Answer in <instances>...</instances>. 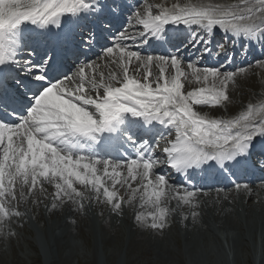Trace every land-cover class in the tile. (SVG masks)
<instances>
[{
  "label": "bare ground",
  "instance_id": "1",
  "mask_svg": "<svg viewBox=\"0 0 264 264\" xmlns=\"http://www.w3.org/2000/svg\"><path fill=\"white\" fill-rule=\"evenodd\" d=\"M216 1L191 0V4H182L176 9L174 1L139 0L131 8H122L126 17L119 24L118 33L105 52L91 62L78 66L75 78L62 80L61 86L52 89L50 98L43 97L36 109L39 112L49 108L53 99L61 115L59 118L80 120L84 125L81 134L86 138H91L92 122L98 117H104L109 108L120 117L135 119L134 124L139 129L142 128L141 121L151 128L162 126L174 140L172 147L179 153L182 169L198 164L209 168L213 179L208 180L201 175V181L205 183L203 189L196 191L180 182L170 183L166 177L156 173L154 155L147 149L126 163L94 162L78 167L72 160H68L63 162L65 167H57L42 147L40 152L37 150L39 143L28 131L25 141L15 130L4 131L5 129L0 128V175L4 176L5 181L7 175L10 178L9 189L5 188V193L13 195V200L25 208L31 207L40 223H45L46 220L53 222L49 232L44 230L46 245L43 238L37 237V240L41 239L45 264H68V255L74 252L73 232L76 230L84 237V229L92 231V221L87 219L90 218L91 211L98 214V245L101 243L111 246V238L119 237L120 246L131 255L128 263L144 257L146 264H182V246L178 244V239H182L181 252L186 256L185 261L188 264H202L197 247H208L206 234L210 231L212 240L215 239L221 245H217V252H223L222 255L228 252L239 264H250L251 257L252 260H257V264H264L261 254V249L264 253V224L257 235L258 227L254 222L255 218H264V175L259 168L250 164L241 167L240 173L231 171L229 174H222L223 167L229 165L220 164L222 160L231 161L243 156L247 145L253 148H260L262 145L264 148V104H260L264 101V63H260L264 60V54L260 57L253 56L254 49L249 50L243 62L239 63L237 58L241 47L236 50L232 61L226 62L223 71L206 63L200 66L194 62V59L208 61L202 51L208 48L210 41L212 47L209 58L214 56L216 39L222 37L218 27L229 29L234 35L240 34L245 28H254L261 36L264 35V0H234L225 5H216ZM83 5L80 0H0V20L5 16L7 19L9 17L11 26L20 31L31 27L40 29L53 22L65 23L67 18L63 16V10L71 8L76 11ZM170 10L174 11L164 14ZM103 11L100 16L106 15L107 9L103 8ZM154 14L156 16L152 18ZM24 22H31L32 25L20 28V24ZM155 23L166 27L157 31L146 29ZM173 32H179L180 36L172 39L169 44H181L184 47L182 52L174 47L173 54L168 56L156 45L154 47L158 54H142L145 49L141 45L145 41L143 37L149 40L148 47L151 48L155 39L169 41ZM197 39L199 43L195 46ZM260 41L264 43V39ZM130 43H137L135 45L138 49L131 48ZM224 47L225 50L214 59L229 60L231 47ZM245 70L253 72L249 75L251 80L255 78L256 72L261 77V82L255 83L250 82V79L247 82L248 79L245 80L246 77L242 76L243 80H239L241 84L238 85L246 113L254 104L257 105V111L244 117L238 112L232 115L236 116L234 120L224 115H214V105L227 100L231 93H238L232 89L227 94V86H222V83L227 85V80L231 78L227 74ZM85 77L94 79V82L89 85L83 80ZM243 86L252 87L257 94H251L250 99L245 100L241 89ZM207 113L211 119H206ZM8 139L14 140L19 148L9 149L5 142ZM26 145H31L30 149H26ZM5 152L11 165L1 161V154ZM11 166L14 168V175L10 171ZM245 173L252 174V182L242 181V174ZM233 174L239 176L235 181L230 180ZM226 181L228 186L224 185ZM116 192L123 194L131 207L134 200V215L130 208L122 218L117 211V204L110 205L117 208L114 215L113 208H106L107 197L114 196ZM0 200L6 210L12 211L9 204L2 198ZM38 200L44 204L39 206ZM83 203L89 207H82ZM2 216L0 211V217ZM243 216L247 223L246 230L241 219ZM17 221L23 226L21 229L25 230L24 219ZM161 226L173 229V247H166L167 235L160 230ZM213 228L225 231L221 232L224 240L212 231ZM195 231L198 232L197 235H192ZM245 232L252 240L253 250L248 241L244 240ZM144 240L147 243L153 242L154 246L151 245L155 249V260L144 253ZM223 241L229 250L223 246ZM200 250L205 252L207 248ZM239 251H243V254H239ZM220 264L226 262L222 260Z\"/></svg>",
  "mask_w": 264,
  "mask_h": 264
},
{
  "label": "rangeland",
  "instance_id": "2",
  "mask_svg": "<svg viewBox=\"0 0 264 264\" xmlns=\"http://www.w3.org/2000/svg\"><path fill=\"white\" fill-rule=\"evenodd\" d=\"M172 1H176V0H168V2H172ZM177 1H179L181 4H184L183 2L191 1V0H182V1L177 0ZM221 1H223V2H221ZM233 1L234 0H217L215 2V4L218 5V3H220V4L225 5V4H227L229 2H233ZM252 33H255V32L252 31ZM260 63H264V60L261 61ZM253 67L255 69V66H253ZM247 72H249V73H247ZM228 74H227V76H229L231 78L227 80V85H224L222 83V86H227L225 88V90L228 91L227 94H230L229 90H232V89H234V91L238 92V85L241 84L239 80H243V77H246L245 80L248 79L247 82H249L251 80L249 75L253 74V72H251L250 70H245L242 72L235 71V72L228 73ZM260 78L261 77L259 75V72H256L255 78L253 80H251L250 82L260 83L261 82ZM235 83H236V85H235ZM211 84H213V83H211ZM211 84H208V85H211ZM241 89L244 92V93L242 92V95L245 97V100H247V101H248V99H250L251 94L252 95L257 94V91H255L250 86L249 87L243 86V88H241ZM228 96H230V97H228ZM228 96H226V97H228L227 100L222 101L221 104L219 103V104L214 105V107H213L214 108V111H213L214 115H217V116L224 115V116L228 117V119L234 120L236 116H232V115H235L237 111L240 114H242L243 117L246 116L247 114L250 115L252 112L257 111V105L254 104L251 107V109L248 111V113H246L247 109H245V107H244L245 105L243 104V101L241 100V97L239 96V92L236 94L231 93ZM261 103L264 104V101H261L260 104ZM241 110H242V112H241ZM262 113L264 114V111ZM207 118L211 119L209 113H207V115H206V119ZM236 119H238V117ZM10 169H11L10 171H12L14 173V168L12 169V166ZM16 170H17V168H15V171ZM260 170L264 171V169H260ZM15 173H16V175H18L17 171ZM29 193L30 192H28L27 194L31 197V194H29ZM111 199H112V201H111ZM124 200H126V199H124ZM105 202H107L106 208L108 210L113 208L114 205L113 206H110V205L115 204V206H116V203H117L116 196L115 195L114 196H111V195L108 196ZM37 204L39 206L41 204V206H42L44 203L41 200H38ZM12 205L15 207V209L12 211H8L4 208L3 213H1V215H3V216L0 217V264H45V255L43 253L40 240L43 238V241H44V233L46 232V231L44 232V230L47 229V232H49L48 229L52 226L53 222L51 224H49V222L51 220H46L45 223H42V222L40 223L39 221H37V218L35 217V213L31 207L25 208V206H22L20 204H16V206H15L13 203H12ZM122 206L124 208V211H126V209H127V211L125 212L127 214L129 209L131 208L130 202L127 201V205H125L123 203ZM62 207H63V205H62ZM109 207H111V208H109ZM90 209H92V208H90ZM107 209H106V212L108 211ZM116 209L117 208L114 209V213L112 215L115 214ZM120 210H121V208H120ZM122 211L123 210H121V212ZM4 215H5V217H4ZM89 215H90V218L87 217V219L89 221L91 219V221H92V231H91V229L85 230L83 228L84 229V237H81L76 232V230L73 232V236L75 237V239H74L75 243L72 244L74 252L70 253L68 255V257H69L68 262H67L68 264H146L145 263L146 259L144 257H141L144 259H141L138 257L134 262L128 263L127 262L128 258H130L131 255L124 252V248H122L120 246L121 240L119 237L118 238L117 237L111 238V240H110L111 246H109V244H107L105 246L101 243L98 245L99 241L97 240V233H96V226H97L96 221L98 220V217H96V216H98V214H96L94 211H91ZM133 215H134V213H133ZM2 218L4 221L1 220ZM22 219H24V221L26 222L25 230L21 229L23 226H20L19 222L17 221V220L21 221ZM241 219H242L243 224H244V230H246L247 229V223L245 220V216H243ZM16 222H17V224H16ZM254 222L257 224V227H258V233H257V235H258L259 231L261 230L262 225L264 224V218H262V219L255 218ZM120 223L123 227L125 226V224L123 222H120ZM212 231H214L216 234H218L220 236V238H223L222 240H224V237L221 236V232L223 230H221L219 228H213ZM30 232H32V234H30ZM223 232L225 233V231H223ZM197 233H198L197 231L192 232V235H197ZM245 233H246V236H245L246 239H244V240H247L248 243L251 245V248H252L253 247V245L251 243L252 240L248 236L247 232H245ZM163 234H165V233H163ZM166 235H167V239H165V245H166V247H171V246H169L170 245L169 243H171L172 241L169 240L168 233ZM206 235H207L206 242L208 243V247H203V246L199 247L200 245L197 247V250H198L197 253L198 252L200 253L199 257L203 261L202 264L208 263V262H210L211 264H220L222 260H224L226 262V264H239V262H237L236 259L233 258V256H231L230 254H227L228 252H224L225 255H222L223 252L222 253L217 252V245H220V243L215 242L216 241L215 239L212 240L213 235L210 231L207 232ZM38 236L41 237L40 240H37ZM29 238L33 240V244H32V240H30ZM115 239H117L116 240L117 243L115 242ZM118 240H120V241H118ZM145 241L146 240L143 241V246L146 244L144 253H147L148 258H150L151 260H155V259H153L155 257V249H153V246H154L153 242L147 243ZM44 243L46 245L47 242L44 241ZM182 243H183V241H182ZM174 244L175 243H172V245H174ZM178 244L181 247L179 239H178ZM222 244H223V246L225 245L224 247L227 248V250H229L228 249L229 247L225 241H223ZM258 244H259L258 245V247H259L260 241L258 242ZM50 245H53V243H50ZM100 245H101V247H100ZM220 247H221V245H220ZM205 248H207V251H205V252L200 250V249H205ZM261 248L262 247H260V249ZM253 249H254V247L252 248V250ZM258 250H259V248H258ZM156 251H158V249H156ZM181 251H183V245H182ZM181 251H180V255L184 259L182 264H188L185 261L186 260L185 254H183ZM241 252L243 254V251H239V254H241ZM261 252H262L261 253L262 258H264V253H263L262 249H261ZM132 254L135 255L134 252H132ZM226 255H227V257H226ZM221 256H223L224 259ZM253 257H255V255H253ZM219 258L220 259L222 258V259L219 260ZM230 258H232V259H230ZM219 261H220V263H219ZM255 261H257V260L255 258H253V260H252V257H251L250 264H257ZM173 264H177V263L174 262Z\"/></svg>",
  "mask_w": 264,
  "mask_h": 264
}]
</instances>
